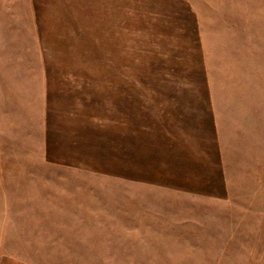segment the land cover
Returning a JSON list of instances; mask_svg holds the SVG:
<instances>
[{
    "label": "rangeland",
    "instance_id": "rangeland-1",
    "mask_svg": "<svg viewBox=\"0 0 264 264\" xmlns=\"http://www.w3.org/2000/svg\"><path fill=\"white\" fill-rule=\"evenodd\" d=\"M115 1L0 0V264H264V0Z\"/></svg>",
    "mask_w": 264,
    "mask_h": 264
},
{
    "label": "crops",
    "instance_id": "crops-1",
    "mask_svg": "<svg viewBox=\"0 0 264 264\" xmlns=\"http://www.w3.org/2000/svg\"><path fill=\"white\" fill-rule=\"evenodd\" d=\"M105 1H108V2H105ZM121 1V0H120ZM103 4L104 5H107V7L109 6V10H110V12L112 13V14H114V13H117V14H119L120 13V6H121V4H119L118 6H116V4H117V2L115 1V0H103ZM113 10V11H112ZM113 17V16H112Z\"/></svg>",
    "mask_w": 264,
    "mask_h": 264
}]
</instances>
